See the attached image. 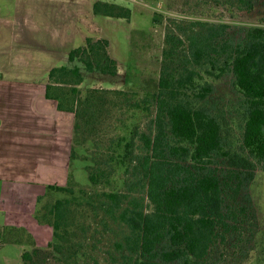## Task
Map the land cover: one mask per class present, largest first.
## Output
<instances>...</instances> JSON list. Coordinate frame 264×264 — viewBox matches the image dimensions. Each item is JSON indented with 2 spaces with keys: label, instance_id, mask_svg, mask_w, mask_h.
Segmentation results:
<instances>
[{
  "label": "trees",
  "instance_id": "trees-1",
  "mask_svg": "<svg viewBox=\"0 0 264 264\" xmlns=\"http://www.w3.org/2000/svg\"><path fill=\"white\" fill-rule=\"evenodd\" d=\"M226 1L246 13L256 4V0ZM117 8L95 3L93 12L129 17L114 12ZM231 27L200 20L167 27L157 91L137 102L127 100L152 118L144 130L133 125L112 139L105 159L109 167L88 174L94 185L109 184L108 168L123 170L137 183L129 182L127 191L102 192L97 206L93 205L96 196L84 191L75 195L68 186H47L37 199L35 219L52 227L47 247L53 253L78 264V253L68 245L67 225L71 204L79 200L96 214L101 211L105 223L121 225L114 264L118 260L120 264H206L213 248L237 231L243 220L256 225L248 189L256 166L264 170V26L242 27L233 35ZM108 47L107 39L87 37L83 46L68 53L70 66L54 67L48 73L45 97L56 101L59 110L74 113L75 137L80 134V119L100 92L88 89L82 95L81 66L88 73L116 76L118 63ZM225 75L232 77L240 96L236 141L227 132L228 121L214 110L213 81ZM137 185L138 190L133 188ZM53 191L63 197L41 213L38 206ZM31 246L22 254L24 264L35 261L45 249L34 242Z\"/></svg>",
  "mask_w": 264,
  "mask_h": 264
},
{
  "label": "rangeland",
  "instance_id": "rangeland-1",
  "mask_svg": "<svg viewBox=\"0 0 264 264\" xmlns=\"http://www.w3.org/2000/svg\"><path fill=\"white\" fill-rule=\"evenodd\" d=\"M98 3L113 4L119 7L114 12L130 15L128 18H121L99 14L98 28L95 25L89 27L84 21H80L78 14L73 15L72 20H68L67 14L56 17L52 13L44 15L41 12L36 15L37 22L42 26L48 24L62 32L69 22L74 21L73 28L76 30L95 38L107 39L109 54L118 63L116 76L88 73L79 65L84 75L83 83L79 86L82 95L88 89H98L100 92L96 93L94 105L91 108L89 106L85 118L80 119V134L74 140V156L66 186L75 195L84 191L90 196H96L93 199L95 206L100 203L101 198L97 195L102 192L127 191L129 182L137 183V178L126 175L123 170L108 168L112 173L109 184L102 181L94 185L89 181L88 174L95 169L109 167L105 159L110 149L112 150V139L125 134L133 125H139L140 130H144L152 118L151 114L132 108L127 100L137 102L148 93L157 91L167 27L174 23L197 20L226 23L232 26L229 32L233 35L240 32L242 27L264 26V0H256L250 13L242 12L237 4L226 0H105ZM82 44V40H77L73 48ZM58 52H62V49ZM52 62L55 67L70 66L68 55L66 57L65 54ZM213 84L214 110L228 121L230 128H227V132L236 141L240 96L233 89L230 75L214 80ZM133 188L140 189L138 185ZM248 193L252 199L256 225L253 226L247 219L243 220L237 231H232L225 242L213 248L206 264H264V170L260 165L256 166ZM138 195L140 193L134 194ZM61 197L63 194L56 191L43 197L38 206L41 213ZM71 212L67 225L70 237L68 245L78 253V264H114L112 257L118 258L115 243L121 241V225L105 223L106 219L101 211L96 214L92 206L80 200L72 202ZM16 241L25 242L28 246L25 249L30 251L34 239L20 229H6L0 234V243ZM43 248L44 251L34 258L35 261L28 264H70L71 261L67 262L65 257L53 253L51 248ZM12 249L13 264H20L14 248ZM120 262L118 260L116 264Z\"/></svg>",
  "mask_w": 264,
  "mask_h": 264
},
{
  "label": "crops",
  "instance_id": "crops-1",
  "mask_svg": "<svg viewBox=\"0 0 264 264\" xmlns=\"http://www.w3.org/2000/svg\"><path fill=\"white\" fill-rule=\"evenodd\" d=\"M98 2L105 0H0V234L24 229L38 248L47 247L53 230L35 219L37 199L49 185L68 184L75 139L74 113L45 97L48 73L53 60L90 36L74 21L61 32L36 15L78 14L98 28ZM9 246L24 264L22 241L0 243V264H13Z\"/></svg>",
  "mask_w": 264,
  "mask_h": 264
},
{
  "label": "built area",
  "instance_id": "built-area-1",
  "mask_svg": "<svg viewBox=\"0 0 264 264\" xmlns=\"http://www.w3.org/2000/svg\"><path fill=\"white\" fill-rule=\"evenodd\" d=\"M133 1H136V0H133Z\"/></svg>",
  "mask_w": 264,
  "mask_h": 264
}]
</instances>
